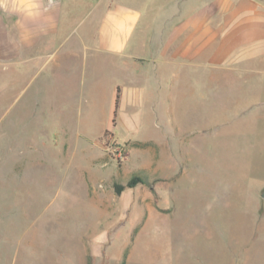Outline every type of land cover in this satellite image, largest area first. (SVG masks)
<instances>
[{
  "label": "rangeland",
  "instance_id": "rangeland-1",
  "mask_svg": "<svg viewBox=\"0 0 264 264\" xmlns=\"http://www.w3.org/2000/svg\"><path fill=\"white\" fill-rule=\"evenodd\" d=\"M210 3L169 0L96 62L21 64L0 14V264H264V42L218 13L180 49Z\"/></svg>",
  "mask_w": 264,
  "mask_h": 264
},
{
  "label": "crops",
  "instance_id": "crops-1",
  "mask_svg": "<svg viewBox=\"0 0 264 264\" xmlns=\"http://www.w3.org/2000/svg\"><path fill=\"white\" fill-rule=\"evenodd\" d=\"M70 1L72 0H0L1 16L16 18L18 62L40 63L39 60L48 53L51 54L49 57L54 53L59 54V59L80 56L83 62L87 59L88 52L93 62L104 55L125 56L126 50L133 48V41L137 39L141 18L151 16L152 10L153 15L157 14V11H162L161 8H166L169 0H92L96 3L91 8L90 0H78L85 3V6L81 7H70ZM104 1L110 4L100 9L98 2ZM210 1L214 3H210L203 13L197 9L189 15L187 21L182 20L171 30L177 34L182 31L192 32V35H188L178 45L180 49L196 48L202 39V33H209L211 30L210 25L203 30L198 26L199 17L207 16L210 21V18L218 13L223 15L224 25L230 26L226 31L243 32L250 38L264 42V13L255 0ZM74 17L78 19L74 21ZM148 29L149 27L143 28L139 32L161 35L165 33L166 36L169 32L168 27L160 24L150 26V30ZM194 33H197L196 37ZM170 41L161 40L159 47L162 50L167 49ZM157 45L155 40L151 41V47L157 48ZM185 55L189 58L194 57L189 52ZM117 88L120 93V86Z\"/></svg>",
  "mask_w": 264,
  "mask_h": 264
},
{
  "label": "trees",
  "instance_id": "trees-1",
  "mask_svg": "<svg viewBox=\"0 0 264 264\" xmlns=\"http://www.w3.org/2000/svg\"><path fill=\"white\" fill-rule=\"evenodd\" d=\"M118 102H119V88L116 89L115 102H114L115 103V107L117 106ZM114 114H115V112H114ZM140 179L141 178H139L137 176L134 177V178H132L131 181H130V183H129V187H132L133 185H135V183L140 182L141 181ZM116 190L118 192H120L121 191V188L116 187Z\"/></svg>",
  "mask_w": 264,
  "mask_h": 264
}]
</instances>
